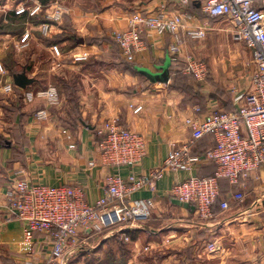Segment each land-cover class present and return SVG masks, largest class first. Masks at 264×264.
<instances>
[{
  "label": "crops",
  "instance_id": "obj_1",
  "mask_svg": "<svg viewBox=\"0 0 264 264\" xmlns=\"http://www.w3.org/2000/svg\"><path fill=\"white\" fill-rule=\"evenodd\" d=\"M38 1L44 7L43 13L38 15L40 19L44 18L45 13L55 11L57 4L65 9L62 20L48 37L63 34L67 38H80V44L75 48L68 49L70 40L58 46L62 52L58 61L53 57L52 47H48L44 41L42 44L48 55L50 75L55 76L69 69V72H77L81 76L78 92L80 117L66 115L64 103L67 100L62 98L63 95H60L61 105L54 109L42 99L32 104L23 101L21 95L24 91H38L53 86L47 85V79L43 77V73L47 72L46 66L40 58L37 59V55H34L38 64V67L34 66L35 83L12 95L0 92V96L6 97L0 99V133L12 144L11 148L0 149V264H25L30 261V256L21 248L23 223L15 217L9 219L7 211L5 195L15 180L82 187L88 203L95 207L106 194V180L109 176L127 180L132 172L140 177L162 169L172 145L183 147L188 143L191 134L188 121L197 116L195 109L198 104L186 98L185 92L174 88L172 79L168 84H153L126 68L136 66L157 73L158 67L169 56L173 36L145 32L143 38L146 48L131 61L122 57L112 42L114 32L127 28L131 14L137 11L155 12L163 0ZM23 2L14 5L12 0H8L0 4V25L13 19V12ZM167 6L169 13L180 9L174 1H169ZM196 9H189L195 18L187 23V28L208 25L211 30L209 17L202 15L197 6ZM41 26L28 21L24 33L34 30L41 34ZM14 37L9 34L0 35V53L8 49ZM180 38V56L186 57L187 61L191 57L193 40L184 34ZM247 51L251 59V52ZM79 55H87L88 60L75 62L74 57ZM203 62L209 75L210 67L206 61ZM101 63L111 66L99 71L91 68L93 65H97V68L103 66ZM6 71V83H14L13 75ZM203 88L207 92V87ZM138 106L143 109L135 113ZM219 106L217 100L209 99L202 105L210 113L231 112L235 108L219 110ZM43 109L49 111L46 123L35 119L36 113ZM110 119H119L121 125L141 134L145 139L146 155L133 169L101 164V138L97 132ZM213 145V139L206 137L193 147L192 154L202 155ZM92 162L96 166H90ZM215 167L214 163L202 162L191 174L165 170L155 191L143 188L130 195L132 200L153 199L155 206L149 223L144 228L131 230L133 238L129 235V264H264V207H259L264 200H252L248 208L238 212L227 214L216 211L213 219L203 221L197 218L192 208L180 205L173 198L171 189L175 183L190 175L210 177L215 173ZM259 180H264V168L248 181L244 190L258 192L262 189ZM35 237V253L31 257L33 264H47L52 252L51 241L39 233ZM114 238L117 242H123V233ZM213 243L215 251L209 249ZM88 245V240H82L80 246L66 256V264L78 257ZM142 254L146 256L143 261L139 259ZM52 264L59 263L56 261Z\"/></svg>",
  "mask_w": 264,
  "mask_h": 264
},
{
  "label": "built area",
  "instance_id": "obj_2",
  "mask_svg": "<svg viewBox=\"0 0 264 264\" xmlns=\"http://www.w3.org/2000/svg\"><path fill=\"white\" fill-rule=\"evenodd\" d=\"M169 1H174L180 9L169 13ZM194 6L198 7L202 15L211 19L232 21L234 39L243 43L252 55V74L247 92L236 95L235 108L231 112L203 113L201 107H196L197 116L188 121L191 133L188 143L183 147L172 145L162 169L140 177L132 172L127 180L109 176L106 180V194L95 207L88 203L82 187L15 180L5 199L9 219L15 217L23 223L22 249L30 256V261L25 264H33L31 257L35 253L37 233L47 236L52 244L47 264L56 261L66 264V256L72 249L79 247L82 240H89L112 228H119L122 232L141 228L142 224L152 218L155 203L153 199L132 200L130 195L143 188L155 191L165 170L191 174L202 162L216 165L214 176L190 175L175 183L171 189L175 201L192 208L200 220L213 219L216 206L221 213H227L244 202L243 191L248 181L264 168V0H163L155 12L137 11L131 14L127 28L114 32L112 40L119 47L122 57L131 61L146 48L143 38L145 32L171 35L174 42L168 54L176 62L181 52V34L193 41H201L209 31L208 25L187 28V23L195 18V14L189 10ZM43 9L38 0H25L14 12L16 16L27 13L35 17L43 13ZM64 13V7L57 4L55 11L44 14V18L49 21L41 26L44 37H48L54 27L58 26ZM30 36V32H25L20 37V43H26ZM52 53L55 61L61 59L62 52L58 46L52 47ZM86 60L87 55L74 57L75 62ZM185 71L196 80H203L208 75L206 64L192 57L187 58ZM6 73V67L0 60V77ZM14 87V83H3L0 80V92L4 95H12ZM23 99L27 104L42 99L51 108L60 106L62 102L60 93L53 86L27 91ZM142 109V106H138L135 113ZM48 118L47 109L35 115L39 122ZM97 133L101 138L103 166L133 169L146 155L144 137L121 125L119 119L106 121ZM207 136L213 139L214 147L202 155H193V147ZM90 166H96V163L92 162ZM221 179L228 180L230 186L238 190L222 198ZM123 235L127 242L131 240ZM209 249L215 251V244H210Z\"/></svg>",
  "mask_w": 264,
  "mask_h": 264
},
{
  "label": "rangeland",
  "instance_id": "obj_3",
  "mask_svg": "<svg viewBox=\"0 0 264 264\" xmlns=\"http://www.w3.org/2000/svg\"><path fill=\"white\" fill-rule=\"evenodd\" d=\"M20 1L25 0H12V3L16 5ZM6 2H8V0H0L1 5ZM208 21L211 30L209 29L210 31L204 40L192 41L191 54L189 56L206 61L210 67L209 75L203 80H196L188 76L185 71L186 57L179 56L178 60L174 62V81L179 88L184 90L186 98L195 101L194 103H197L198 107L200 106L205 112L206 109L202 107V105H204L206 99H209V101L217 100L221 105L218 107L219 110H231L234 108V99L236 95L249 88L252 74L250 55L245 45L234 39L232 21L211 18H209ZM21 28V25L20 27H14L10 30V34L19 33ZM30 33V38L24 44L20 43L19 36L11 39L12 42L8 49L4 53H0V60L4 63L10 74L14 71L19 73L26 71V73L31 76L30 78H35L33 73L36 72V68L34 69V66L38 67V64H36L34 60V55H37V59L40 58V60L43 61V65L46 66L45 70L47 72L43 73V77L47 79V85L51 84L58 87L60 95H63L62 98L67 100L64 103L66 115L77 118L76 107L79 102L78 92L80 91L79 83H81V76L77 74V72H69V69H64L62 72L55 74V76L50 75L48 73L50 67V63L47 62L48 55L43 49L42 44H44L43 41L45 42L46 39L54 40L55 37H44L34 30H31ZM119 52L121 53L120 50ZM101 64L103 66L97 68V65H93L91 68L95 71H99L100 69H109L108 67L111 66V64ZM10 77H12V75H10ZM0 80L6 83L7 75L0 77ZM203 87H207V92L202 90ZM2 98L6 97L0 96V99ZM52 108L54 109L56 107ZM48 120L49 119H47L46 122H48ZM46 127H48L47 124ZM259 185L262 189L258 192H247L244 190V202L240 204V206H234L233 210L227 212V214L245 210L249 207L252 200H264V180H259ZM233 191L234 189L224 182L222 186V198L230 196ZM259 207H264V202H261ZM149 221L142 224L141 228H144ZM119 232L121 234L123 233L119 228H112L89 239V245L86 246L87 249H83L84 251H82L78 257L67 264H129L131 252L128 247L129 243L126 241L124 235L122 241L126 245V260L125 263L118 261L120 259V246L114 237L120 234ZM21 248H23V241L21 243ZM145 257L146 256L142 254L139 259L143 261Z\"/></svg>",
  "mask_w": 264,
  "mask_h": 264
},
{
  "label": "trees",
  "instance_id": "obj_4",
  "mask_svg": "<svg viewBox=\"0 0 264 264\" xmlns=\"http://www.w3.org/2000/svg\"><path fill=\"white\" fill-rule=\"evenodd\" d=\"M45 2V1H44ZM194 9H196V7L194 6ZM197 10V9H196ZM28 21H30L31 23H34V24H43V23H46V22H49V21H47L45 18H39L38 16H35V17H30L29 16V14H24V15H21V16H16V14H15V12H13V19H11L10 21H8V23L7 24H5V25H0V35H7V34H9V35H11L10 34V30L11 29H13L14 27H20V25H21V32L19 31V33H15V34H13L12 36H15V37H17V36H19V37H21L23 34H24V30H25V25L28 23ZM10 28V29H9ZM42 36V35H41ZM55 38H54V40H48V39H46L45 40V44L48 46V47H54V46H59L61 43H63L65 40H70V46L68 47V49H72V48H75L76 46H78V44H80V38H78V37H66L65 35H63V34H59V35H56V36H54ZM67 38V39H66ZM113 42V41H112ZM113 44L117 47V49L119 50V47L117 46V44H115V42H113ZM61 50V49H60ZM173 66H174V61H172V64H171V67H170V75H171V77H170V80L172 79L173 80V87L174 88H177V89H179V90H181V91H183L184 92V90H182L181 88H179L178 87V85L175 83V81H174V73H173ZM126 68H128V70L129 71H131V72H133V73H135V74H138V75H140L139 73H138V71H137V69H136V66H128V67H126ZM186 69V68H185ZM16 74H19V72H13L12 73V75H16ZM142 76V75H141ZM188 76H190V77H193L192 75H188ZM19 90H21L20 88H18V87H14V92L16 91H19ZM28 90H26V91H24V94H25V92H27ZM24 94L22 93V99H23V97H24ZM23 101H24V99H23ZM25 102V101H24ZM79 105H78V103H77V107H76V111H77V116L78 117H80V112H79V107H78ZM207 137H210V136H207ZM206 138V137H205ZM204 138V139H205ZM203 140V139H202ZM11 146H12V144L0 133V149H2V148H11ZM214 147V145L210 148V149H212ZM210 149H208V150H210ZM208 150H206V152L208 151ZM205 152V153H206ZM216 168V167H215ZM212 176H214V174L213 175H211L210 177H212ZM200 177V176H199ZM227 183L229 186H230V184H229V182H228V180H226V179H221L220 180V188H221V194H222V186H223V183ZM216 211H219V208L216 206V207H214V214H215V212ZM220 212V211H219ZM123 234H125V235H127L128 237H129V235L130 236H132V234L133 233H131V230H126V231H124L123 232ZM132 238H133V236H132ZM118 244H119V260L118 261H122L123 263H125V260H126V245L124 244V242H118Z\"/></svg>",
  "mask_w": 264,
  "mask_h": 264
},
{
  "label": "water",
  "instance_id": "obj_5",
  "mask_svg": "<svg viewBox=\"0 0 264 264\" xmlns=\"http://www.w3.org/2000/svg\"><path fill=\"white\" fill-rule=\"evenodd\" d=\"M199 6V3L197 4ZM172 64V59L170 56L166 57L165 63L158 67V72L155 73L147 68L136 67L138 73L148 79L151 83H161L168 84L170 81V67ZM13 81L16 87L26 90L28 87L35 83L33 78L28 77L26 71L22 73L13 75Z\"/></svg>",
  "mask_w": 264,
  "mask_h": 264
}]
</instances>
